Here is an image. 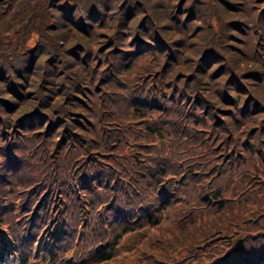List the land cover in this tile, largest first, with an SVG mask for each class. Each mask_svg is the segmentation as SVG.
Here are the masks:
<instances>
[{
    "label": "trees",
    "instance_id": "16d2710c",
    "mask_svg": "<svg viewBox=\"0 0 264 264\" xmlns=\"http://www.w3.org/2000/svg\"><path fill=\"white\" fill-rule=\"evenodd\" d=\"M175 161L195 205L129 264H264V0H0V264L15 236L37 263L26 220L52 261L116 260L136 217L167 218ZM94 226L114 232L98 254L76 234Z\"/></svg>",
    "mask_w": 264,
    "mask_h": 264
},
{
    "label": "rangeland",
    "instance_id": "374dc122",
    "mask_svg": "<svg viewBox=\"0 0 264 264\" xmlns=\"http://www.w3.org/2000/svg\"><path fill=\"white\" fill-rule=\"evenodd\" d=\"M175 150L180 151L179 154H181V155H186L187 153H190V152L195 154L194 157L189 158V159H185V158H187L189 156H193L192 154L188 155V156L186 155V156L180 157V161L178 163L181 165L182 164L184 165L187 160L190 162L195 160L197 158L196 155L200 152V149L195 146V142L191 141V139L184 140L181 145H179L177 148H175ZM244 160H245L244 166L247 169H252V168L256 167L258 164L263 162V160H258L257 158L253 157L252 160H255L257 163L251 164L250 161L248 160V155L245 156ZM187 164L188 163H186L185 165H187ZM193 166H194V164L192 165V167ZM215 167H220V166L215 165ZM178 169L179 168L177 167L176 161L174 164H172V163L170 164V175H171V177H173V179L171 181V194H172L171 202L173 204H170L168 211L165 212L168 214V216L161 223L160 227L159 228L158 227L153 228L148 223L149 221L143 222L141 224L135 223L138 220V217H136L134 223H132V226L134 225L133 227H137L139 225V226H141L142 229L135 228V230H133L130 233L125 234L121 238V240L119 241V244H118L119 248L117 250V253L120 254L119 257L116 260H112V261H109L106 263L96 261L95 264H129L128 257L131 259L138 257L139 253H140V248L149 245V242H148L149 235L154 234V238L161 236L160 234L164 235L167 233V229L176 223V219L184 218L183 215L181 216V213H182V211H184L185 208H187L185 206H188V207L190 206V209L192 208L191 204H185L184 201H185V199L187 200V198H190L191 202H193V204L195 205V195L193 193V189H189L188 192L185 191L184 195H183V192H181L182 191L181 188L183 187V182L181 180H182V175L185 174V171L182 168H180L179 172L174 171V170H178ZM245 175L247 178L246 181H248L245 185L250 190L257 184V181L250 179L249 176H251V175H249V174H248L249 176L247 174H245ZM238 178L239 177L237 176L235 178V180H238ZM251 178H253V177H251ZM153 185H154V183H150V185L148 186L149 191L154 190V191L158 192V194H155V193L152 194L153 198L151 200L153 201V204L150 205V207L148 206V209H150V210L152 209L150 215H153L155 211H156L155 213L158 212L157 211L158 210L157 205L159 203V199L161 197H164L163 187L162 186L152 187ZM33 193H35V191ZM197 196H199V195H197ZM100 197H101V199L109 200L107 198H111V195H110L109 191L107 190V194H103ZM182 198L184 200L179 202ZM203 198L208 199V194H204ZM213 203H215V202H213ZM26 206H27V203L25 205H18L17 210H19L20 208L24 209V208H26ZM110 207L111 206H108V209H110ZM145 211H146L145 208H136L135 214H144ZM110 212H112V211H110ZM18 214L15 217H16L17 221H20V223H22L27 218V215L23 214L21 217H18ZM33 222L34 221L26 220V223H23L21 225V232L23 235V240L24 239L26 241L29 240L30 255L28 257V261L31 262L33 260H37V263H33V264H62L59 261L50 260L48 254L53 252L52 247H53V244L55 241H53L51 243V241L53 239L52 238L48 241L47 246L43 245L42 235L39 236V234H42L45 231V230H43L44 226H40L38 233L35 232V234H33V232L35 231V229L32 227ZM100 230H101V232H100ZM62 232L65 233V230H62ZM113 233L114 232L106 233L99 226L86 227L84 229V232H80V231L76 232V234L81 235L83 241H85V242H87L93 246L92 249H95L96 254H98L99 252H102L103 250L108 248L109 242L107 240L110 241ZM140 234H143V235H140ZM9 237H11V236L9 235ZM19 240L20 239L18 238V236L17 237L15 236V242H13V244L17 248H18V245H16V244H18ZM16 247L12 250V260L11 261L13 264H19V261H20V254L21 253L19 254L20 250L18 251L16 249ZM20 249L22 250V248H20ZM69 251H71L70 254L74 253L75 252L74 246L71 245L69 248ZM148 251L149 252H157V249L156 248H149ZM70 254H68V256ZM126 254H127V256L125 257ZM63 256H61V258H63ZM143 256L144 255H142V257ZM65 263L70 264L69 261H65Z\"/></svg>",
    "mask_w": 264,
    "mask_h": 264
}]
</instances>
